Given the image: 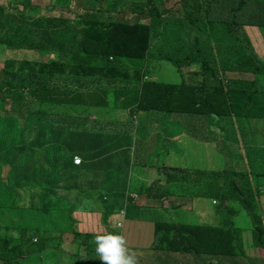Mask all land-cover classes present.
I'll return each instance as SVG.
<instances>
[{"label":"trees","instance_id":"1","mask_svg":"<svg viewBox=\"0 0 264 264\" xmlns=\"http://www.w3.org/2000/svg\"><path fill=\"white\" fill-rule=\"evenodd\" d=\"M18 1L0 0V196L4 189L11 195L0 205V217L19 215L8 224L0 264L29 263L30 239L36 251L53 243L60 249L64 232L72 238L66 255L83 253L88 264H100L98 235H122L136 253L125 234L129 228L112 224L115 218L153 225L149 252L158 253L160 264H240V257L245 264H264L255 251L252 258L245 255L241 229L224 225L218 215L239 205L253 221L255 246H262L264 211L257 216L255 210L264 197V0H126L122 8L118 0L113 6L93 0L92 8L72 18L66 12L44 15L31 0ZM73 2L50 0L49 7L68 10ZM108 13L118 21L102 16ZM126 15H136L134 22ZM249 28L261 35L252 39ZM159 62L173 66L181 82L148 79V68ZM194 67L185 79V70ZM227 71L252 79H228ZM148 114L184 115L195 134L236 166L203 172L161 165L155 171L142 157L158 138L157 122L149 125ZM183 130L189 138L198 136ZM250 146L263 154L261 164L246 151L234 160L232 153ZM75 155L81 165L72 163ZM176 183L187 185L185 208L205 201L216 206L209 223L173 219L176 209L162 201L171 198L168 184ZM23 198L35 200L30 203L39 218L31 229L19 223L29 212L19 209ZM149 199L157 205L146 204ZM83 214H97L105 232L77 230L74 216ZM30 230L35 235H27ZM163 244L176 253L161 254ZM176 256L184 260L174 261ZM49 260L64 264L55 256Z\"/></svg>","mask_w":264,"mask_h":264},{"label":"rangeland","instance_id":"2","mask_svg":"<svg viewBox=\"0 0 264 264\" xmlns=\"http://www.w3.org/2000/svg\"><path fill=\"white\" fill-rule=\"evenodd\" d=\"M4 1L5 0H1V2H4ZM12 1H14V3H20V1L18 0H12ZM112 1L113 0H105V3H107L110 6H113ZM136 1H139V0H136ZM93 3H94L93 0H74V2L70 5L69 9L67 10V9H62L61 7L57 9H51L49 7L50 0H31L32 5H37L43 8L42 13L44 15L61 14V12L62 13L66 12L69 18L76 17L77 14H80L81 8H82L81 10H88L92 8ZM129 3H131V1H129ZM102 4L103 3H101V5ZM118 4L120 5L119 6L120 8L127 6L126 0H122V1L118 0ZM110 8L111 7L107 8V10H109ZM112 14L116 16L115 13L102 14V16L110 17L114 19V21H118L117 20L118 18L111 17ZM135 17L136 15H131L130 17H128L129 22L131 23L134 22ZM145 21L147 22V20ZM256 34L261 35L260 29H255V28L248 29V35H251L252 39ZM257 46H258V49H260L261 51L262 49L261 44L258 43ZM1 53H4V51L3 49L1 50L0 48V54ZM263 53H264V49H263ZM191 70L192 72L191 71L188 72L187 69L185 70V73H184L185 79H189L191 76H193V73L195 72V67L192 68ZM148 72H149V76L153 80L160 81L165 84H179L182 79L180 75L177 73L176 69L166 62H159V63H156L150 66L148 68ZM188 76L190 77L188 78ZM194 78L199 84L202 82L201 76L196 75ZM225 78L232 79V80H236V79L251 80L252 76L242 75L238 73H230L227 71L225 73ZM84 104H85V101H82L81 105L83 106ZM6 107L8 108V104L6 105ZM152 115L154 116L155 120H151ZM123 117L124 115L120 117V120H123ZM147 118L148 120H150L149 125L151 124V126L154 122H157L156 127H153L158 133L157 143L147 148V153L150 156L149 161L153 165H158V166L164 165L169 168L197 169L203 172H210V171L211 172L212 171L221 172L223 169L232 171L231 168L233 167L234 169V167L236 166V163L235 165L234 164L229 165L230 160H227L226 158L224 160V156H221L217 153L213 144L212 146L207 145L205 143V140H203L202 136L195 134V131L190 128L189 121L185 120L186 118L184 115L177 114L175 115L173 119H171V117L169 116L161 115L156 119V114H148ZM185 127H187L190 130V132L193 133L195 136L196 135L198 136L194 138L192 135V138H189L185 134V131L183 130V128ZM238 140H240L239 141L240 146H244L246 144V140L242 136L241 138L239 137ZM219 146H222V144H219ZM241 151H246L247 153L246 155L251 160H253L257 164H261L262 162L261 157L263 156V154L259 153V149L256 146L241 148V150L238 149L236 153L235 152L232 153V155L235 156V159H234L235 161H237V158L239 157V153ZM168 173H170V170L167 171V174ZM203 181L207 182L208 178H204ZM0 183H2V181H0ZM186 186L187 185L185 183L184 184L176 183L172 185L168 184L167 188L172 189V195H171V198L169 196L165 200H163L162 204L167 208H171L173 206V208L176 209V212L173 213V219L176 220V222H179L181 224L185 223V224H191V225H194L195 223H203V224L205 222L209 223L211 216H212V212H215V210L217 209L216 206L212 207L210 204L205 203L206 202L205 201L202 207H200L201 204H199V205H193L191 208H185V207L190 206V201L184 200L185 199L184 195H186V191H187ZM3 192L5 194L4 195L1 194L0 196V205L3 204L6 206V203L11 198L10 197L11 195L10 194L8 195L5 189L3 190ZM132 197H135V195L132 194ZM31 201H33L35 204V200L31 198H27V199L23 198L20 201V206H19V209H24V208L29 209L28 213L21 215V220L19 223L21 225H30L28 226L30 229L36 226V222H35L36 217L39 218V216L35 214L33 205H31L30 203ZM193 203H196V200H194ZM179 204L182 205L183 207L177 208ZM213 205H216L215 202ZM261 211H264V197L262 198L261 205L257 208V210H255L256 215L258 216ZM13 214L14 213H12L11 215L9 214V216L4 214L0 217V219H2V221L0 222V238H1L0 246L5 244V240H6L5 237L7 236V233L9 231V228H8L9 222L12 220L15 221L19 219L18 214H16L15 217ZM33 215H36L34 216V219H32ZM166 215L167 217L171 216V214H166ZM218 215L220 217V222L223 223L224 225H231L235 228L236 231H237L236 228L241 229L242 233H240V236L242 240L244 241L243 250H244L245 255L253 256V253L255 251V255H254L255 258L256 256H260L258 259H264V242L262 246L260 245L255 246L256 241L253 242L254 238L252 237V234H251L252 232L251 227H252L253 221L252 219H250L251 216L248 215L246 210L241 208L239 205H230V209L229 208L220 209V211L218 212ZM74 219L77 222L74 226L77 230L79 229L80 232H90L94 234L105 232L103 228L98 227L99 219H98L97 214H89V215L83 214V215L77 216V218L74 216ZM118 221L119 219L115 218V219H112L110 222L114 224L115 222H118ZM137 222H136V228L139 226V228L148 230L150 227L149 224L145 226H141L143 223V220H140ZM144 223H148V222H144ZM207 231L213 234L217 232V231L215 232L214 229H210L209 227ZM223 232L225 233V231L223 230L220 233H223ZM146 233L149 234L148 232ZM26 234L29 236L35 235L34 231H31V230L28 231ZM11 235L15 236L16 233H11ZM149 236L150 238L147 242V247L150 245L151 240H152L151 232ZM61 238L63 239L64 244H62L60 249L55 248L57 243H53V247H49L47 250L45 249L42 251L35 250V245H34L35 240L34 239L28 240L29 242L26 245L28 246L29 244V247L31 250H33V253L30 255H27V257L31 256V258H27L30 261L29 263H26V264H33L31 263L32 261H34L35 264H50V262L52 261V260L51 261L49 260L50 255L52 257L55 256V260L58 263L63 262L64 264H88V259H86V256L83 255V253L82 254L79 253V255L76 257H70V256L68 257V255H66V253L71 252V249L69 248L70 239H72L71 233L64 232ZM263 241H264V236H263ZM142 243L134 242L133 246L137 248H141ZM37 248H38V244H36V249ZM54 250H59V251L53 252ZM49 251H50V254L46 255ZM164 252L165 253H169V252L176 253L174 251H171L170 246H167V245H164L161 248V254ZM235 252L236 254L240 253L238 247H236ZM7 258L9 257L7 256ZM136 258H137L138 264H151L149 261H156L157 264H160L159 262L163 260V259H160V257H158V253L156 254L154 251L147 252V253L138 252L136 253ZM22 261L23 260H18V263L22 264ZM25 261L27 262L26 258H25ZM12 264H15V262H13Z\"/></svg>","mask_w":264,"mask_h":264},{"label":"clouds","instance_id":"3","mask_svg":"<svg viewBox=\"0 0 264 264\" xmlns=\"http://www.w3.org/2000/svg\"><path fill=\"white\" fill-rule=\"evenodd\" d=\"M129 1L130 0H128V2ZM132 1L138 2L136 0H132ZM126 20H128L127 15H126ZM148 79L153 80L150 76ZM142 157L146 158V162L148 164L153 165L149 161L150 156L146 155ZM76 158L80 160L78 164L74 163V159ZM72 163L75 166L81 165L82 163L81 157L78 155L73 156ZM153 166L155 171H157L160 165L159 166L153 165ZM133 199L134 200L137 199V196L135 195ZM212 204H214V202H212ZM262 219H264V216L262 217ZM95 244H96L95 252L100 260V264H138L136 253L126 247V241L122 235H115L111 233L102 236L98 235L95 237Z\"/></svg>","mask_w":264,"mask_h":264},{"label":"crops","instance_id":"4","mask_svg":"<svg viewBox=\"0 0 264 264\" xmlns=\"http://www.w3.org/2000/svg\"><path fill=\"white\" fill-rule=\"evenodd\" d=\"M206 142V140H205ZM207 143V142H206ZM119 183V181L117 180L116 182H113L111 184V187L114 188L115 186H117V184ZM137 200V199H135ZM146 204L150 205V206H153V205H157L155 201H151L150 199L148 201H146ZM154 207V206H153ZM138 223V222H137ZM118 224H120V228H122L124 231L126 229L129 228V230L125 233L127 235V238L128 240H131V244L133 245L134 242H140L142 243L141 245V248H137L135 246H132L136 249V253L137 252H142L141 249H143V252L146 250V253L149 252V246L147 247V242L150 238L149 234L151 232L152 234V230L153 229V225L151 226V223H142L141 226H145V225H150L149 229H142V228H139V226L136 228V222H130L128 223L127 221H124L123 219H119V222L117 223V226ZM146 232H148L149 234H147ZM147 239V240H146ZM166 256H169L165 253ZM250 256V255H249ZM170 257V256H169ZM260 257V256H258ZM249 258H252V255L249 257ZM174 261H183L184 259H181L180 257L176 256L173 258ZM260 262H263L264 263V259H259ZM151 264H157L156 261H149ZM240 264H245L247 262V259L243 258V257H240Z\"/></svg>","mask_w":264,"mask_h":264},{"label":"built area","instance_id":"5","mask_svg":"<svg viewBox=\"0 0 264 264\" xmlns=\"http://www.w3.org/2000/svg\"><path fill=\"white\" fill-rule=\"evenodd\" d=\"M79 161H80V160H79V159H77V158H76V159H74V163H75V164H78V163H79Z\"/></svg>","mask_w":264,"mask_h":264}]
</instances>
